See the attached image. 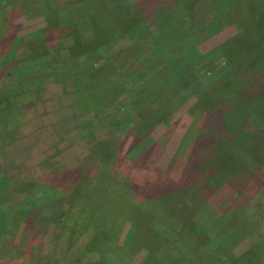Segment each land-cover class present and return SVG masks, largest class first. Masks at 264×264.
<instances>
[{
    "label": "rangeland",
    "instance_id": "rangeland-1",
    "mask_svg": "<svg viewBox=\"0 0 264 264\" xmlns=\"http://www.w3.org/2000/svg\"><path fill=\"white\" fill-rule=\"evenodd\" d=\"M40 1L0 0V26L3 27L0 29V37H4L6 31L9 30V34L13 33V45L11 46H14V50L11 52H16V54L20 52L17 57L15 55L14 65L7 69L0 80L1 96L9 95V90L13 93L11 107L13 108L12 114H14L10 118L4 117L5 108L3 104H0V264H105L106 261L109 264H151L147 259L149 253L144 248L136 253L125 252L128 247L127 234L133 228L134 220L130 223L123 216L116 220L112 218L108 221L107 226H99V230H92L90 233L86 231L90 224H86L84 219L77 220L76 222L80 223L83 228L74 236L77 237L75 242L70 243V227L68 228V226L72 225L75 218L71 215L67 226L66 218L63 215V210L68 207V198L65 200L63 197H69L70 194L66 193L72 187L68 186V182L73 180L70 178L71 176L69 177L70 171L78 168L83 172L88 164L90 166L93 164V161H96L98 168L85 170L84 173H87L84 178L90 177L98 169L99 173L102 170L101 175L98 173L94 176L97 175L96 180L101 183L105 199L102 201L98 192L91 193L89 191L86 197L92 201L94 199L101 201L99 216L104 215L109 209L112 210L109 213L111 217L115 216L113 209L119 208L123 203L128 205L139 202L140 204L147 200L143 206L147 212L145 214L146 223L151 232L157 233L161 237L158 241H160L159 245H163V248H165L166 242L172 241V250L165 256L163 249L160 262L168 264H264V0H235L246 9L244 12L232 10L227 16H223V13L226 11L229 0H226L225 6L223 0L218 2L217 0H187L189 7L185 6V8L183 0H148L145 2V7L144 5L139 6L144 17L147 16L148 21L152 23L151 28L149 27V34L154 35L155 39L149 46L156 44V37L161 34L159 28L162 25L165 26L162 21L181 19L182 13H178L177 10L172 12L173 8L168 10L167 20L158 19L159 9L165 8L164 6L174 1L176 4L173 7L183 9L185 20L182 21H186L189 27H192L195 22L189 16H200L202 13L198 12L200 6L214 20L213 25L217 27L215 29L214 27L197 28L196 38L192 41L196 40L195 47L199 54L210 53L223 43L228 44V40L232 37H235L236 43L239 38L249 37L253 39L254 44L243 53L239 52V49L236 50L237 53L228 51L227 59L224 56H218L216 60L218 65L226 61H229L230 65H238L239 81L232 82L233 79L228 78L230 80L211 84L210 88H205L201 92L205 94L204 99L202 94L197 95V92H193L180 105L174 106L173 104V101L179 97L182 88L189 83L186 77L192 79L194 75L197 78L201 76L200 71L197 70V66L201 64L189 62L190 64L185 68L180 69L179 74L172 72L176 76V88L173 85H168L167 90L162 89L159 92L162 99L166 100V105H170L169 110L165 113L167 114L164 118L166 124H162V118L159 117V121H154L150 127L146 126L142 130L132 129V131L130 127L134 121L126 119L116 123L113 118L112 120L107 118L108 125L105 128L111 131L96 139L105 140L114 148L118 157L124 158L123 160L114 157L112 151L102 145V142L93 140L90 142L91 145L88 142L81 141L80 143V138L87 134H72L68 126L61 124L59 118L53 116L65 102H57L55 105L53 104L56 102L55 100L50 102L49 94L46 98L37 100L34 98V94L38 93H34V88L30 89V86L26 84L23 85L24 90L30 89L31 92L21 90V81H26L19 80L22 73H26L23 78H31L40 72L35 69L39 66H35L30 71L29 68L22 69L27 63L21 62L22 44L28 39H39L42 38V35L44 36L42 30L44 32L46 20L36 10L32 11L34 9L32 5ZM138 1L126 0L130 6ZM9 2L12 3L9 4ZM50 3H53L52 0ZM180 3L182 4L180 5ZM247 4L249 8L255 6L252 17H244L243 13L247 12ZM212 5L216 7H211ZM236 13L241 15L240 19ZM231 16L236 21L227 20ZM154 21H160L158 22L159 28L155 27ZM241 23H243V31L250 30L252 27L255 34L240 35L239 26ZM143 24L140 22L133 28V30L135 29L133 39H125L128 32L121 29L122 38L125 39L122 41V45H131L132 40L134 41L136 38L131 53L135 57L136 63L144 58V51L148 49L147 43L138 41V38L142 37L146 42V38L143 37L147 35V29ZM3 37L0 38V41L5 38ZM259 40L262 41L261 46L256 43ZM232 47L230 44L228 50ZM5 52H1L0 59L5 57ZM157 62H160L159 58ZM31 64V66L25 67H33L37 63L31 62ZM20 65L23 66L20 68ZM46 70L51 73L49 69L46 68ZM145 71L147 68L138 76L128 78V86L134 85V80L137 78L142 81L141 83L146 82L149 75L143 76ZM133 73L130 71L128 76H133ZM187 73L194 74L190 76ZM205 83L209 84L210 82L205 80ZM44 86L46 87L47 84L37 85L42 92ZM48 86L52 94L59 95L60 91H57L56 86L51 83ZM166 95H170V99L166 98ZM30 98L33 103L24 111L22 107ZM127 101V96H121L116 101L117 107L122 112L129 109ZM78 102L77 97V107ZM80 102L84 104L83 101ZM227 102L229 104L244 103L249 106L246 112L239 115L240 124L238 126H235L233 122L237 118L232 119L229 116V122L225 118L227 126L228 123L231 124V127L228 126L231 132L226 131L223 135L227 137L228 133L231 135L234 132L232 130H237L240 135L238 140L241 143L235 148L234 140H228L226 144L228 151H219L216 157L215 153L213 154L210 150H203L209 160L207 166L211 171L210 177L215 174L216 178L223 182L218 188L205 186L197 170L193 174V178L197 177L196 181L192 183L193 178L189 175V171L192 167L197 166V160L195 162L192 159L190 162L189 156L191 157L192 153L189 152L188 156L186 148L193 142L199 131L207 128L208 124L211 125L213 118H203L204 107H213L219 103L226 106ZM15 106L22 108V115L17 113ZM81 107L86 108V103ZM48 108L52 111L50 114L45 113ZM218 117H221L220 114ZM6 119H9L11 124ZM101 125L102 123L99 121L91 123L90 120L82 124L83 129L85 127L86 129L90 127L95 129ZM142 131H147L149 138L160 142L158 147L146 157V160L133 164L135 167L131 168L129 158L139 152L138 149L142 147V145L140 147L136 145L142 136L137 134ZM75 144L76 146H74ZM74 151L78 153L79 157L86 154L83 156L82 163L75 162L77 160ZM198 164H200L199 161ZM17 165L22 170L19 174L13 173L15 172L13 168ZM169 168L172 169V174L175 177L182 176L183 181L189 178V183L177 185V188L164 195L152 196L141 202L139 200L142 197L136 198L127 193L120 194L119 186L121 184L118 179L121 178L119 177L113 179V184L118 187V190H116L117 188L113 189L114 192L106 190L109 187L107 185L111 182L106 176V170L114 171V173L136 182L142 181H139L140 175L145 179L146 173L155 174L154 172L158 170L159 173H163L159 177L164 183L168 180L165 171ZM15 183H17L13 186L15 194H11L10 186ZM30 183L31 188L27 189ZM199 186L203 187L204 191ZM185 187H196L200 192L197 190L187 194L186 191L189 188L185 189ZM151 188H148L149 193H151ZM20 190L25 191L22 197L17 194ZM121 202L122 204H120ZM177 204L182 205L184 211L190 213L186 223L183 224L184 228L179 227L180 223H173V218L169 215L173 211L172 207L174 208ZM162 205L167 208L162 209ZM71 206L73 209L78 208V200L72 201ZM82 213L80 212V214ZM62 223H65L67 227L66 233V227ZM189 229L194 230L191 234L192 245L200 243L194 255H190L194 248L187 247L185 238L189 234L187 233ZM181 232H184L185 235L179 237L178 233ZM100 236H103L104 241H110L108 246L112 245L107 252L80 254L85 252L84 247L91 239ZM113 238L115 239L113 240ZM177 238L179 239L177 240ZM75 257L76 259L83 258L84 261L78 262ZM157 260L158 257L156 262Z\"/></svg>",
    "mask_w": 264,
    "mask_h": 264
},
{
    "label": "trees",
    "instance_id": "trees-1",
    "mask_svg": "<svg viewBox=\"0 0 264 264\" xmlns=\"http://www.w3.org/2000/svg\"><path fill=\"white\" fill-rule=\"evenodd\" d=\"M146 1L148 0H139L136 3H133L131 6L126 2V0H52L53 3H50L51 0H41L40 2H35V5H32L34 8L32 11L36 10V12L38 14H42L46 20L44 32L42 30L44 36L42 35V38L39 39H28L21 46V53L23 52L21 62L25 61V64L27 63L26 65L24 64L25 66H31V62L38 64L33 65V67L24 66L22 69L29 68L30 71L35 68V66H39V68L35 69L36 71H40L38 75H33L31 78H23L26 73H22L23 75L19 80L26 81H21V83H23H20L21 90H29V92H31L30 89L34 88V93L37 92L38 94H34L35 97H33L37 100L46 98L47 94H49L50 102L55 100L56 102L53 103L55 105L57 102H65V104L61 106V109L57 110L56 114L53 116L59 118L61 124L68 126L72 134H87V136L80 138V143L81 141L88 142L91 145L90 142L93 140L102 142L101 144L108 148L109 151H112V155L114 157L116 156L118 160H123L124 158L118 157L114 151V148H112L105 140L104 142L96 139L98 136H103L108 134L107 132L111 131L105 128L106 125H108L106 122L107 118H110L111 120L113 118L116 123H120L121 120L126 119L134 121H131L132 127H130V130H142L146 126L150 127L154 121H159V117L162 118V124H166L164 118L167 114L165 113H167L169 110L170 105H166V100L162 99V97L159 95V92L162 89L167 90L169 87L168 85H173L176 88V76L172 72L179 74L180 69L185 68L190 63L201 64L197 66V70L200 71L201 76L197 78L194 75V78L192 79L186 77L189 83H187V85L182 88L179 97L173 101V104L174 106L180 105L193 92H197V95L202 94L204 99L205 94L201 92L205 88H210L211 84L224 82V80H227L228 78L231 80L233 79L232 82L239 81L238 65H230L229 61L218 65L216 64L218 56H224V58L227 59L226 54L228 51L236 52V50L239 49V52L241 51V53H243L244 50L252 47V44H254L253 39L249 37L239 38L237 43L234 41L235 37H232L228 40V44L223 43L210 53L199 54L195 47L196 40L192 41L196 38L197 28H212L215 26L213 25L214 20H212V18L209 17V13H207L205 9L202 10V8H200L201 6L199 7L198 4V12L202 13L200 16L188 15L193 21H195L194 25L189 27L186 21H182L185 20V13L182 12L183 9H176V7H173V5L176 4V1H174L171 4L164 6L165 8L159 9L160 12L157 14L158 19L167 20L168 10L172 8L174 9L172 12L177 10L178 13H182L181 19H178L177 21H162L165 26L162 25L161 27L160 24H158L160 21H154L155 27H160L159 31L161 34L156 37V44L154 46H149L155 39L154 35L149 34V27L151 28L152 23L148 21L149 18H147V16L144 17L142 14L143 11L139 7L143 5L145 7ZM218 1L219 0H217V2ZM223 1L225 6L226 0ZM11 3L12 2H9V4ZM182 3L184 8L185 6L189 7L187 0H183ZM182 3H180V5ZM252 4L255 5V3ZM259 4L262 3L259 2ZM211 7L216 6L212 5ZM246 7L247 12L243 13L244 17L254 16L253 13L255 6L253 8H249L247 4ZM245 9L246 8L238 3V1L229 0L223 16H227V14L232 10L244 12ZM216 10L217 9L215 8V11ZM236 15L239 16V19L241 18L239 13H236ZM227 20L236 21L232 16ZM140 22L144 23L143 26H145V29H147V35L143 37L144 39L146 38V42L142 39V37L138 38V41H143L145 44L147 43L146 47L148 49L144 51V58L140 62L136 63L134 59L135 57L131 55L133 51L132 46L136 41V38L134 41L132 40L131 45L127 46L122 45V41H124L126 38L133 39V32L135 31L133 28ZM239 27L241 29L240 35L255 34L252 27L250 30L243 31V23H241ZM2 28L3 27L0 26V29ZM215 28L217 27H214V29ZM121 29H125L126 32H128V34L124 37L125 39L122 38L123 35L121 33ZM12 34L13 33L9 34V30L8 32L6 31L4 35L5 38L2 36L4 39L0 41V54L1 52L4 53V51H6L5 57L0 59V80L5 72H7V69L14 65L16 57L20 53L19 52L16 54V52H11L14 50V46H11L13 45ZM23 39L25 40L26 38ZM190 39L191 41H189ZM256 43L260 46L262 45V41L260 40ZM230 44L233 47L228 50ZM142 56L143 55L141 54V57ZM158 58L160 59L159 63L157 62ZM22 66L23 65H20V68ZM46 68L49 69L51 73L47 71ZM145 68H147V71L144 72L143 76L149 75L147 81L141 83L142 81L137 78L134 80V85L128 86L129 83L127 79L138 76L144 71ZM130 71L134 72L133 76H128ZM187 74L192 76L194 73ZM65 76L69 77L66 78ZM205 80H208L210 83L206 84ZM40 83L41 85H44V83L47 84L46 87L44 86L43 92L37 87V85ZM50 83L57 87V91H60L59 95H54L49 91L50 87L48 84L50 85ZM25 84L29 85L30 89L24 90L23 85ZM12 96L13 93H11V90H9V95H0V104H3L5 108V114H3L4 117L7 116L10 118L12 115H14L12 114L13 108L11 107ZM121 96H127V105L129 107L128 111L122 112L116 105V101L119 100V97ZM77 97L79 99L78 107ZM166 98L170 99V95H166ZM80 101H83L84 104H82ZM32 103L33 101L30 98L23 105V110L25 111V108L31 106ZM85 103L86 108L81 107L82 105H85ZM79 104L82 105L79 106ZM226 104V106H223L221 103H219L213 107H204L205 111L203 113V118H213L211 125L208 124L206 126L207 128L203 127L204 130L199 131L193 142L190 143L186 148L188 151V156L189 152L192 153L191 157L189 156L190 162L192 159H194L195 162L197 160V166L192 167L189 171L190 174H188L191 175V178H193V174H195L197 170L198 173H200L199 176L203 179L205 186L215 189L218 188V186H220L223 182L220 181V179H217L215 174L213 177H210L211 171L207 166V162H209V160L207 159L206 154L203 153V150H210L213 154L215 153L216 157V154H218L219 151H228L226 144L230 139L234 140V145L236 148V146L241 143V141L238 140L240 136L239 131L232 130L234 132L231 135L228 133L227 137H225L223 134L226 131L231 132L229 128L231 127V124L228 123V127L225 122V118L227 122H229V116H231L232 119L237 118V120H234L233 122L235 126H238L240 124L239 115H241L242 112H246V109L249 107L244 103L229 104L227 102ZM22 108L16 107L17 113H20V115L23 114ZM51 112L52 111L49 108L45 110L46 114H50ZM219 114L221 117H218ZM89 120L91 123L96 121L97 123L98 121L99 123H102V125L99 127L101 129H93L94 127L87 129L85 127L83 129L82 124L86 123L87 121L89 122ZM6 121L10 123L9 119H6ZM139 123L140 125H138ZM146 132L142 131L141 133L137 134L142 136L139 143L136 145H138V147L142 145V147L138 149L139 152H136L134 156L129 158L131 161L129 166L131 168L135 167L133 164L146 160V157H148L149 154L159 145L160 141L149 138L148 133ZM74 146H76V144ZM85 155L86 154L83 156ZM83 156L79 157L78 153L76 152L75 158L77 161L75 162L82 163ZM91 159L93 161L92 156ZM198 161L200 164H198ZM90 168L92 170L98 168L96 161H93L91 166L88 164L85 167V170H90ZM13 169L15 171L13 173L15 174H19L22 171L19 165ZM171 170L172 169L169 168L167 171H165L167 172L166 175L168 180L164 183L162 182V178L159 177L163 175V173H159L158 170L154 172L156 175L146 173L145 179L141 178L142 175H140L139 181L142 180L141 182L132 181L133 179H128L124 176L118 175L116 172L114 173V171L106 170V176L111 180V182H109L107 185L109 187L106 188V190L108 192H114L113 189L115 190V188L118 190V187H115L113 184V179L119 177L121 178L118 179L120 180L121 184L119 186L120 194L127 193L136 198L142 197L139 200L141 202L144 199L150 198L152 196L158 197L159 195H164L165 193H168V191L170 192V190L177 188V185H187L189 183V178L183 181L182 176L175 177ZM84 171L82 172L78 168L70 171L69 177L71 176L70 178H73V180L68 182V186L72 187L66 193L70 195L69 197H63L65 200L68 198V207L67 209L63 210V215L66 218L67 226L71 215H73L75 218L72 225L68 226V228L70 227V243L75 242L77 237L74 236L80 232V229L83 228L80 223L76 222L77 220L84 219L86 224L89 223L90 225L86 231L90 233L92 230H99V226H107L109 223L108 221H110L112 218L116 220L118 217L123 216L124 219L130 221V223H132L134 220V224H132L133 228L130 229L127 234L126 242L128 247L127 251L125 252L127 253L132 251L133 253H136L144 248L149 253L147 259L151 262V264H168L160 262V256L163 254V249L165 251V256L168 255V253L172 250V241L166 242V246L163 248V245H159L160 241H158L161 237L157 233L151 232L149 225L146 223L145 214L147 212L143 206L147 200L140 204L139 202L134 203L132 201L133 203H129L128 205L126 203L122 204L121 202L120 204L122 205H120L119 208L113 209V213H115L114 217L109 215V213L112 212V210L109 209L104 213V215L99 216V204L101 201L96 199L92 201L86 197V194L89 191L91 193L98 192L102 198V201L105 199L102 194L101 183L96 180L99 169L90 177L88 176L85 178L84 176L87 172L84 173ZM101 172L103 171H100V175ZM95 174L97 175L94 176ZM196 178L197 177L192 179V183L196 181ZM16 184L17 183L10 186L11 194H15L13 186ZM200 186L199 188L204 191V188ZM150 187H152L151 193L148 192V188ZM30 188L31 183L28 185L27 189ZM186 188H189L188 191H186L187 194L199 190L196 189V187H185V189ZM24 193L25 191L22 190L17 192L20 197H22ZM120 194H118V196H120ZM75 199L76 201L78 200L79 207L73 209L71 203ZM116 204L118 205L117 200ZM162 206V209L167 208L164 205ZM73 210L75 211L72 214ZM172 210L173 211H171V214L169 215L171 218H173V223H180L179 227L184 228L183 224L186 223L190 213L184 211V207L180 204L175 205L174 208L172 207ZM80 212L83 213L80 214ZM62 225L65 226V223H62ZM66 232L67 227L65 233ZM193 232L194 230L189 229V232H187L189 234L185 236L187 240V247L194 248L190 255H194L198 246L200 245L199 242L196 245H192L193 241L191 240L193 237L191 234H193ZM178 234L179 237L183 234L185 235L184 232ZM92 236L93 234L91 237ZM114 239L115 238H113V240ZM178 239L179 238H177V240ZM109 244L110 241H104L103 236L95 237L91 239L84 247L85 252L80 254L107 252L112 246H108ZM206 244L207 242L205 245ZM114 246H116V244H114ZM157 257L158 260L156 262ZM75 260L78 262L84 261L83 258L80 259L79 257L78 259L75 257ZM105 264L109 263L106 261Z\"/></svg>",
    "mask_w": 264,
    "mask_h": 264
}]
</instances>
